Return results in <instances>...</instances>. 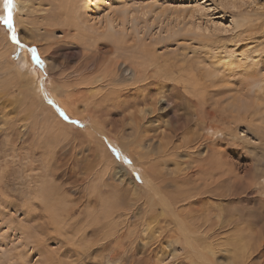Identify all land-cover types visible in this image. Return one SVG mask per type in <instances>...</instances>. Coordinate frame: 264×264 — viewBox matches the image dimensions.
Returning <instances> with one entry per match:
<instances>
[{"label": "rangeland", "instance_id": "obj_1", "mask_svg": "<svg viewBox=\"0 0 264 264\" xmlns=\"http://www.w3.org/2000/svg\"><path fill=\"white\" fill-rule=\"evenodd\" d=\"M21 1L15 42L0 23V264H191L190 242L171 211L146 201L151 190L120 135L136 116L145 144L177 146L194 136L202 94L207 122L235 136L222 130L196 142L225 148L237 181L229 176L217 193L190 196L176 209L225 249L214 264H264V0ZM49 52L57 69L47 65ZM16 69L38 73V93ZM189 78L206 91L190 89L183 100ZM50 81L65 92L51 96ZM107 98L112 109L103 115ZM228 115L235 121L225 123ZM107 152L117 165L105 166Z\"/></svg>", "mask_w": 264, "mask_h": 264}, {"label": "bare ground", "instance_id": "obj_2", "mask_svg": "<svg viewBox=\"0 0 264 264\" xmlns=\"http://www.w3.org/2000/svg\"><path fill=\"white\" fill-rule=\"evenodd\" d=\"M16 2H17L16 6H15L16 7V9H15L16 14L13 13L12 16H13V21L15 20V22L16 23L18 22V25H20L21 23H23V21L20 20V17H18V15H19V13H22L23 1L17 0ZM26 40L27 39L23 38V41L25 43H29ZM55 58L56 57L53 54L51 55L50 52L45 55L46 62H48V63L49 62L56 63ZM93 62L94 61H92V63ZM48 63H47V65H48V67L51 66V69H54V68L57 69L59 66L58 64L53 65L51 63H49V64ZM145 66L147 67V65H145ZM145 66H143L144 69H145ZM143 67L141 65V68H143ZM153 69H154V67H153ZM149 70H152V69H149ZM22 72L23 71H20V69L19 70L16 69L15 74L19 78L23 79V81L25 83H27V82L32 83L34 85V88L32 89L33 94H36L38 85H37V82L34 78H38V76H39L38 73L33 71L34 73L31 75V73H27V74L25 73L24 74ZM113 72L114 73H112V75L111 74H109L110 76L108 75L112 79L114 78L116 71L114 70ZM146 72H147V68H146ZM59 74L60 73H58V75ZM110 81H112V80L109 79L108 82L111 83ZM188 81L190 82L189 85L191 87L187 88V84L183 85V95H182L183 100L184 99L189 100V97L186 93L189 92L190 89L193 90L192 95H195V96L199 92H200L199 94L201 95V93H204V91H206L205 88L201 89L202 87L199 86V83H193L192 78H189ZM194 81H196V80H194ZM52 82L50 81V83H51L50 86H51V91H52L51 96L54 97V96H57L58 94L60 95L62 92H65L63 90L64 84L54 85ZM40 83L42 84V82H40ZM38 91H39V89H38ZM208 93H209V91H208ZM162 99L165 100V105L163 108L169 107L170 102H168L164 97ZM206 99L207 98H205L204 94L201 95V98L197 99L199 101V104H200L199 106L201 107V110H200V114L198 113L199 116L197 115V119L194 121L195 131L193 133L194 134L193 138H191L189 140H188V138H186V140H181V143L177 144V146L172 141L165 143V145L164 144L159 145L158 148H156L154 146V144H150V143L145 144L147 142V139L143 135L144 130L141 128L140 124H138L136 119H135L136 116H130L129 121L126 123L127 125L126 124L124 125V126H127L128 129H127V127H126V130H123L121 128L122 132L120 135V146L123 147V149L125 148L128 151V154L130 155L131 161L140 166V168H138V171H140L145 176V179H146L145 186L151 190L152 195L147 194L148 200H146V201H150L151 203L160 202L159 204H162V206L164 208H167L169 211H171L172 217L173 218L176 217L174 220L176 222L175 224L177 226L178 231H183V234L185 233V236H184L185 242L191 243L193 241L194 245H190V243L188 245L184 244V247L186 248V259H188V260L190 259L191 264H196V262H198L200 264H214V261L216 260V255L218 254V252L219 251H225V249L219 250L217 248L216 244L211 243V242L207 243L206 239H205L206 238L205 234L199 233L197 230L198 227H195L196 224L194 223L195 221H193L194 219L192 218L193 219L192 222L186 220L185 217H182L180 215V212H178V210L176 208H179L181 205V202L186 201V199H188L190 196L207 194V193L209 194L211 192H214V189L219 184V182H221L224 179L229 180L228 179L229 176H232L234 178L235 182L237 181V176H236L235 170L232 168L231 165H229L227 162L224 161L223 153L225 152V148L221 149L222 147L218 146L217 144L215 146L213 144L208 145V148H207L206 144L201 145L200 142H196L197 137L201 138L202 136L204 137V139L211 141V140H213V137H215L218 134V132H220L222 130L224 132H226V134H227V132H229V136L230 135L235 136L234 130L231 129L230 127H226V126L222 127L220 125L210 124L207 122V118L209 116H211V114H210V112H206L205 108L202 106L205 103ZM63 101H62L63 106L72 115H75L76 114L75 108L72 107L71 104L69 105L68 103H64ZM70 103H72V102H70ZM111 105H112V103L110 102V99L107 98V100H105V105L99 107L101 110L103 109V111H104L103 115L105 114V112L110 113V111L112 109V107H110ZM195 107H197L196 104H195ZM192 108H194V107H192ZM139 112L145 113V112H150V111L149 110H147V111L140 110ZM205 114H207V117H204ZM213 116H215V115H213ZM232 118H233V120L235 119V117L228 115L227 117L224 118V122L225 123H231ZM56 120L58 123L63 124L57 118H56ZM93 124H94V127H97V125L95 123H93ZM204 126H207V128L205 127V129H204ZM95 130L98 133L102 132L101 129H95ZM201 131L203 133H201ZM204 131H206V132H204ZM88 135H89V138L90 137L92 138L91 133H89ZM192 142H193V144L196 142V145L190 147V144ZM98 144H100L99 140H98ZM100 146H101V144H100ZM104 150L107 151L105 148H104ZM107 153H108L107 157L110 159L108 160V162H105V166L108 164H111V163L117 165L116 161L113 158L111 160V156H109V152H107ZM168 164L171 166H168ZM223 167H226V170H224ZM113 171H114V173H113L114 178L120 184L128 183L131 185V187L134 190H136V186L132 181H130V177L129 176L126 177L125 174H127V173L125 171L119 170V169L115 170V168H113ZM166 186L169 188L168 190L167 189L164 190V188ZM161 189H163V190H161ZM217 192L218 191H215L214 193H217ZM49 195H47V193L45 194V196H47V197ZM50 196L55 197L52 194ZM52 199H54V198H52ZM179 202H180V205H179ZM46 205H47V210L51 214V215L47 214L49 216V223H50V225L55 224V227H56V225H59V223L55 217V215L57 214V211H54L52 209L50 210L51 205L48 202H46ZM27 212H29V213H26V215H29L30 211H27ZM45 213H46V210H45ZM36 215H38V214H36ZM176 240L180 241L181 238L180 237L176 238ZM179 243H181V242H179ZM201 249H203L204 252H201ZM238 259H239V257H237V260ZM227 264H236V262L234 260H228Z\"/></svg>", "mask_w": 264, "mask_h": 264}, {"label": "snow or ice", "instance_id": "obj_3", "mask_svg": "<svg viewBox=\"0 0 264 264\" xmlns=\"http://www.w3.org/2000/svg\"><path fill=\"white\" fill-rule=\"evenodd\" d=\"M13 0H4V9H5V15L3 16L2 20H0V23H3L8 30L11 33V39L15 42L17 40L15 29L13 26V16H12V9H13ZM33 58L36 60L37 64L42 65L43 61H41L37 56H36V50L31 49ZM63 115V113H61Z\"/></svg>", "mask_w": 264, "mask_h": 264}]
</instances>
